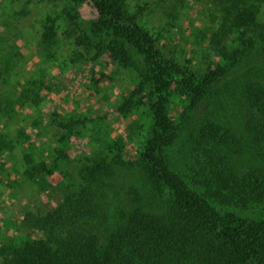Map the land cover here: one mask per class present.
Returning <instances> with one entry per match:
<instances>
[{
	"label": "rangeland",
	"instance_id": "1",
	"mask_svg": "<svg viewBox=\"0 0 264 264\" xmlns=\"http://www.w3.org/2000/svg\"><path fill=\"white\" fill-rule=\"evenodd\" d=\"M123 1L181 69L183 76L171 79L163 93L168 116L180 125L165 153L174 172L189 181L191 132L209 106L191 95L221 64L225 38L232 36L233 0ZM252 1L262 21L264 0ZM262 58L259 52L246 56L234 76ZM149 68L143 54L100 22L91 0H0V264L43 239L36 218L78 190L98 163L115 169L114 177L102 178L110 200H117L113 185L140 180L130 165L153 130ZM216 208L264 220V202L247 210Z\"/></svg>",
	"mask_w": 264,
	"mask_h": 264
},
{
	"label": "trees",
	"instance_id": "2",
	"mask_svg": "<svg viewBox=\"0 0 264 264\" xmlns=\"http://www.w3.org/2000/svg\"><path fill=\"white\" fill-rule=\"evenodd\" d=\"M91 1L100 22L150 64L153 130L130 165L141 178L113 185L117 200H110L102 178L114 177L115 169L112 163H98L86 171L78 190L66 192L61 205L36 218L43 239L24 244L8 264H264V220L216 208L247 210L264 202L260 9L252 0H233L228 20L232 36L225 38L229 44L221 64L191 95L194 102L208 99L209 106L191 132L189 157L194 163L186 181L174 172L165 153L178 138L180 125L168 116L163 93L171 79L182 75L181 69L155 45L123 0ZM255 52L263 58L235 77V68ZM187 110L181 113L183 123Z\"/></svg>",
	"mask_w": 264,
	"mask_h": 264
}]
</instances>
